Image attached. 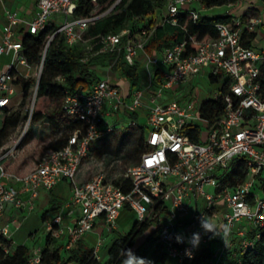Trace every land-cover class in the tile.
Masks as SVG:
<instances>
[{"label": "built area", "instance_id": "built-area-1", "mask_svg": "<svg viewBox=\"0 0 264 264\" xmlns=\"http://www.w3.org/2000/svg\"><path fill=\"white\" fill-rule=\"evenodd\" d=\"M78 1L35 0L30 17L3 7L0 59L8 60L0 66V111L19 107L23 98L20 80H34V85L24 129L9 148L0 146V161L13 155L27 134L45 52L55 35H61L69 46H82L83 62L97 53L118 50L122 37L126 36L123 46L126 62L133 64L143 59L146 67H160V83L151 89L149 79L146 87L133 92L129 104L121 99L117 84L107 77L100 78L88 92L79 90L66 96L63 109L80 127L68 136L64 146L42 154L37 165L22 176L6 173L0 164V218L7 204L15 209L32 210L41 189L49 190L65 181L70 185V198L57 212L44 218L43 231L66 251L75 249L96 227L115 230L116 221L126 207L135 213L138 222L146 221L158 232L168 264H227L230 254L254 250L256 241L264 235V196L253 191L255 184L264 178V12L245 3L247 11L231 18L230 25L217 22V36L201 42L194 53L183 56L185 42H178L148 54L145 42L158 24L176 25L185 12L196 21L206 9L202 0H164L161 20L149 29L142 28L137 35L130 29L104 34L99 39L101 47L93 51L85 32L109 9L99 14L94 9L84 17H75ZM196 4L200 10L195 8ZM227 6L235 8L238 3ZM48 24L53 25L54 31L46 38L40 60L31 63L24 55L22 38L26 34L35 36ZM250 32L256 33L251 41L244 38V33ZM203 73L208 77L223 76L220 86H226L223 95L226 105L212 125L201 115L202 103L197 104L194 99L182 103L172 96L184 81ZM63 80L62 76L55 77L56 82ZM16 88L22 96L14 103L11 97L17 93ZM220 95L218 90L214 99ZM107 102L115 111L143 109L145 114V142L149 149L124 172L123 180L131 182L128 191L108 181L103 174L85 182L77 180L91 144L100 135L102 111ZM128 124L140 125L137 120H129ZM196 125L200 127L197 142L183 131L186 126ZM240 157L245 158V178L232 186L222 178ZM9 181L16 187H9ZM205 187L214 191L207 192ZM23 194L27 197L23 198ZM75 208H79V215L66 224ZM243 220L247 222L245 228L240 227ZM217 232L223 234L218 246L197 262V252L204 249L209 252ZM0 234L11 240L8 225L0 227ZM101 245L98 237L91 247L92 258L100 260ZM28 264H41L40 247L29 253ZM135 264L147 263L139 259Z\"/></svg>", "mask_w": 264, "mask_h": 264}, {"label": "trees", "instance_id": "trees-1", "mask_svg": "<svg viewBox=\"0 0 264 264\" xmlns=\"http://www.w3.org/2000/svg\"><path fill=\"white\" fill-rule=\"evenodd\" d=\"M128 0H79L77 8L74 12L75 17H84L92 12L99 14L109 9V11L99 20L90 24L85 32L87 38H90L93 44V51H97L101 46L99 39L102 35L107 33H118L123 29L133 30L125 22L131 19V14L125 15L118 12ZM149 0H134L140 5ZM161 1V0H155ZM240 0H202L206 9L220 7L224 5H231L238 3ZM248 6L255 11L264 12V0H243ZM164 3V0H162ZM231 14H217V15H202L196 21H193L190 13L185 12L180 15L179 22L176 25L169 23L158 24L151 32L148 40L145 42V51L148 54L159 52L163 48L170 47L174 43L185 42V48L182 55L194 53L199 44L209 38L217 36V29L215 24L223 22L230 25V19L233 18ZM161 20V19H160ZM159 20V21H160ZM155 20H150L147 23L146 29L154 25ZM54 31L53 25L48 24L45 29L41 30L35 36L26 34L22 38L24 47V55L31 63H36L41 58L43 46L48 35ZM140 31V30H139ZM246 39L253 40L256 33H244ZM127 38L122 37L118 50L108 51L104 53H97L88 58L86 62L81 59L84 55L83 48L80 45L69 46L65 44L61 35H55L49 43L45 52L42 73L38 80L37 91L34 101L31 121L39 124H47L49 127L61 128L58 138L52 140L48 146L47 152L60 149L66 144L68 136L77 128L80 123L66 115L63 109V101L66 96L74 94L79 90L88 92L94 83L100 79L98 68L103 65H109L110 68L118 72L122 77L130 82L131 86L142 88L140 86V65L141 61L136 60L133 64H128L124 58L123 46ZM245 45H249V41H245ZM145 69L150 74L151 84L158 86L160 83L161 68L156 66L144 65ZM64 77L63 82L55 81V77ZM223 76H209L211 83H221ZM22 84L23 98L19 105V109L7 111L3 109L0 113L3 116V125L0 129V146L8 136L9 132L15 128L20 120L21 107L25 104L27 97H31V88L34 85V80H20ZM226 86H220L221 95L217 98L207 99L202 102L200 112L203 118L208 120L210 125L216 123L223 113L226 105L224 94L226 93ZM50 102L53 107L50 111L46 109V103ZM125 116L130 120H137L140 125L132 126L139 131L136 140L135 153L130 156L133 165L137 164L143 152L149 149L145 142V135L147 132V125L136 112H125ZM26 118V116H24ZM199 126H186L183 131L189 135L190 139L199 141ZM30 142L28 135L23 139L22 144L26 145ZM15 153L0 161L4 170L8 174L22 176L37 165V160L32 158L28 160L24 158H15ZM32 164V165H30ZM32 168V169H33ZM228 172V171H227ZM225 173V175L227 174ZM245 158H237L226 175L225 181L230 185H236L243 182L245 178ZM114 185L121 186L123 191H128L131 187L130 180L120 178L114 181ZM258 188L264 194V178H261L254 188ZM55 199L50 198L47 211L41 214L42 221L47 212L57 211L59 206ZM127 209V207L125 208ZM124 210V209H123ZM114 231V230H112ZM155 238V228L148 222H138L136 219L132 222L126 234L112 241L107 250V258L104 261L96 260L91 257V248H85L82 242H79L77 247L71 251H66L63 245L54 239H50L45 234L44 242L40 246L41 249V264H127L128 261L135 259H143L145 246L150 244ZM256 248L248 250L244 253H236L234 256L229 255L227 264H264V235L256 241ZM8 248L6 252L5 249ZM154 255L159 260H163L164 252L162 246L158 242L154 250ZM209 252L207 249L197 252L196 261L201 257H207ZM29 250L24 246H16L14 248L10 245V240L4 238L0 234V264H28ZM144 260V259H143ZM146 262V261H145ZM149 264L148 262H146Z\"/></svg>", "mask_w": 264, "mask_h": 264}, {"label": "rangeland", "instance_id": "rangeland-1", "mask_svg": "<svg viewBox=\"0 0 264 264\" xmlns=\"http://www.w3.org/2000/svg\"><path fill=\"white\" fill-rule=\"evenodd\" d=\"M243 0L238 2V6L235 8H230L226 5L220 7H214L212 9H205L201 11L202 15H217L231 13L232 16L242 15L248 10ZM7 4H4V6ZM195 8L200 10V7L196 4ZM164 11V4L161 1L149 0L143 4L135 3L134 0H128L127 3L118 11L120 14L125 15L127 12L131 14V19L127 20L125 23L130 26L133 30L134 35H137L139 30L145 28L150 20H155L158 22ZM3 25L2 17V5L0 3V29ZM260 36V31L258 32ZM8 60L7 58H4ZM206 69V68H205ZM114 74L109 65H103L98 68V73L104 76L106 73ZM147 83V73L144 64L140 65V81L139 85L143 86ZM219 83H211L207 73L199 74L195 79L184 81L181 86L176 89V92L172 93L175 99L180 100L182 103H187L188 100L194 99V101L199 104L207 99H213L216 92L219 90ZM183 89V90H182ZM16 94L11 97L12 101L18 102L21 98V91L16 88ZM191 92V93H190ZM31 97H27L25 104L21 107L22 119L18 125L13 128L9 134L8 138L4 140L2 145H6L9 148L15 140L20 136L24 129V124L29 111V106L31 104ZM53 104L50 102L46 103V109L51 110ZM20 107H18L19 109ZM26 116V118H24ZM129 118L125 117L123 110H118V112L110 111L107 118L103 119V123L100 127V135L95 140L89 149L87 157L84 159L83 164L78 172L77 180L80 182H85L93 178L98 174H103L104 177L110 181L114 182L122 178L124 172L128 167L133 165L131 162V157L135 153L136 138L139 135V131L135 127H131L128 124ZM171 118V122H173ZM3 125V116L0 113V129ZM111 129V131H107ZM61 128L57 129L55 127H49V125L34 123L31 121L30 127L27 134L24 136H30V142L23 145L21 141L19 147L15 151V158H24L29 161L28 158H32L33 161L37 160L42 154L47 152L48 146L52 143V140L59 137ZM10 136V137H9ZM23 138V139H24ZM32 165V164H30ZM33 165L30 167V170ZM230 172L228 170L227 174ZM222 174V171L218 173ZM226 174V175H227ZM223 176L222 179H225ZM9 186H14L13 182H7ZM207 192H213L214 189L211 187H205ZM49 196V195H48ZM54 198L60 201L62 195L59 193H53ZM261 196H264L261 194ZM201 205V200L198 202ZM43 211L42 207H37L27 215H22L20 212L15 214L6 213L4 217H9L11 222H6L9 230L12 232L13 248L16 246H24L28 249L32 247L40 246L44 242L45 232L43 231V222L41 219V213ZM6 217V218H7ZM136 219L135 213L129 208L121 211L119 218L116 223L118 226L117 231L109 232L106 228H102V231L97 230L96 234H88V239H86V246L92 247L98 240L97 233L101 234L102 245L98 255L100 261H104L107 258V250L113 240L120 238L129 230L130 225ZM16 220L18 226L13 222ZM6 225V224H5ZM100 238V237H99ZM159 242V234L155 232V238L145 246L144 260L149 264H156V258L154 255V250L157 243ZM135 259L128 261L127 264H135Z\"/></svg>", "mask_w": 264, "mask_h": 264}, {"label": "crops", "instance_id": "crops-1", "mask_svg": "<svg viewBox=\"0 0 264 264\" xmlns=\"http://www.w3.org/2000/svg\"><path fill=\"white\" fill-rule=\"evenodd\" d=\"M1 3V2H0ZM4 4H7V6ZM2 5V13H3V7H7L9 9H15L19 12L20 15L22 16H25V17H30V13L34 10V6H35V0H4L3 3H1ZM212 9V8H210ZM4 21V20H3ZM5 61L4 58H1L0 59V66L1 64ZM141 62L143 63V59L141 60ZM114 74H109L108 72L104 75V76H101L100 75V78H109L110 80H112L115 84H117L118 88H119V92H120V96H121V99L126 103V104H129L132 100V97H133V92L136 90V89H140L139 87H134V86H131L130 85V82L125 79L124 77H122L118 72H113ZM146 73H147V83L144 85V87H146L148 85V82H149V79H150V74L148 72V70L146 69ZM142 87V88H144ZM156 86L154 85H151V89H155ZM146 99V98H144ZM120 111L123 110V112L125 113L126 111L129 112L127 109L125 108H121L119 109ZM110 111H115L111 105L107 102L105 103L104 105V108H103V111H102V116H101V122H100V127L103 123V119L104 118H107L110 114ZM115 112H118V110H116ZM136 113L139 114V116L144 119L145 121V114H144V110L143 109H138L136 110ZM126 117V116H125ZM11 188H15V184L14 186H9ZM253 191L257 194V195H261L262 192H260L258 190V188H254ZM56 193V195H58L59 193L62 195L60 201H57L54 196H53V193ZM70 194H71V189H70V185L65 182V181H60L58 182L53 188L49 189V190H44V189H41L39 192H38V195L37 197L35 198L34 200V205L32 207V210L30 211H25L23 210V208L21 209H15L12 207V205L10 204H7L6 207H5V210H4V214L3 216L0 218V227L4 226L5 224L7 225L6 222H11V220H9V217H4L6 213H9V214H15L16 212H20V214L22 215H27L29 214L31 211H33L35 208L37 207H42L43 208V211L42 213H44L45 211H47V208L49 206V200L50 198L52 199H55L56 202H58V210L63 206V204L65 202H67L70 198ZM49 195V196H48ZM23 198H26L27 195L26 194H23L22 195ZM57 210V211H58ZM57 211H53V212H47L45 214V217L50 215V214H53ZM41 213V214H42ZM79 215V208H75L74 212L68 217L67 220H65V223L66 224H71V222L73 221L74 218H76L77 216ZM120 216V215H119ZM44 217V218H45ZM119 218V217H118ZM13 222H15V224L18 226V224L16 223V220H14ZM43 222V221H42ZM247 225V222L246 220H243L240 224V227L241 228H245V226ZM247 228V227H246ZM101 230L102 231V228H99V227H96L93 229V231H91L90 233L91 234H96L97 230ZM118 230V226L116 227L115 231ZM11 232V231H10ZM88 233V234H90ZM88 234L82 239V243L84 245L85 248H91V247H87L86 246V239H88ZM97 237H100L101 238V234L100 233H97ZM249 235L251 236V233H249ZM223 237V234L221 232H217L216 234V238H215V242L211 244L210 246V251H213V249L218 246V243L221 241ZM10 245L11 247L13 248V240H12V232H11V240H10ZM41 246V245H40ZM40 246H36V247H32V249H28L29 250V253L34 249V248H37V247H40ZM156 264H168L165 260V255H164V258L163 260H159L158 257H156Z\"/></svg>", "mask_w": 264, "mask_h": 264}]
</instances>
